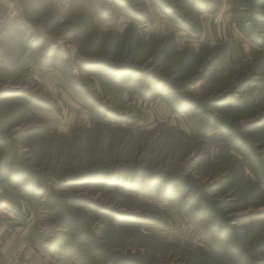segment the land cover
Instances as JSON below:
<instances>
[{
  "label": "rangeland",
  "instance_id": "obj_1",
  "mask_svg": "<svg viewBox=\"0 0 264 264\" xmlns=\"http://www.w3.org/2000/svg\"><path fill=\"white\" fill-rule=\"evenodd\" d=\"M145 1L159 10L155 16L159 33L155 28L149 29L154 34L147 33L149 25L138 27L152 22ZM166 1L186 19L192 18L196 34L174 23L158 0H83L73 10L45 7L30 14L48 38L41 58L47 50L55 52L58 62L45 66L57 74L43 84L28 73L6 88L0 79V167L6 172L0 178V210H6L0 213V264H29L27 251L40 264H54L55 256L70 264H114L126 258L132 262L128 264L135 260L200 264L205 253L213 254L211 247L218 246V254L228 249L220 227L210 230L215 221L200 215L212 211L226 222L233 216L264 211V127L239 130L264 115V60L260 61L264 42L257 45L237 25L248 20L243 12L252 8L253 0H238L244 4L235 5V14L236 0H229V19L220 11L209 17L217 6L197 14L182 10V0ZM259 11L264 13V7ZM207 27L210 35L196 40L194 36ZM260 31L264 38V23L250 30L259 35ZM155 35H172L177 44L176 49L172 42L165 45L166 55L157 65L153 57L163 42ZM213 44L222 50L221 64L182 96L203 105L246 85L239 93L242 105L206 109L239 130V137L219 136L214 125L193 111L179 113L178 98L169 91L188 81L184 77L191 74L189 70L195 69V79L201 74L197 69L202 61L188 69L176 66L178 58L185 56L179 51H198ZM243 44H250V49ZM231 52L232 59L239 57L237 63H227ZM92 62L98 66L83 69V64ZM104 64L150 70L168 85H157L159 89L151 92L146 79L138 77L133 89L119 88L112 75L111 79L102 76L107 74ZM97 171L142 172L145 177L134 182L125 177L114 186L89 184V177L99 178L90 175ZM139 186L145 189L136 191ZM192 193L198 195L192 199ZM81 199L97 207L82 204ZM114 210L120 213H109ZM129 214L143 219L132 222ZM233 221L228 224L238 228V220ZM245 222L239 239L244 242L243 258L264 257V218ZM73 243L80 253L66 250ZM16 257L18 263L12 261ZM235 259L225 256L219 261L246 264ZM260 260L262 264L264 259Z\"/></svg>",
  "mask_w": 264,
  "mask_h": 264
},
{
  "label": "trees",
  "instance_id": "obj_2",
  "mask_svg": "<svg viewBox=\"0 0 264 264\" xmlns=\"http://www.w3.org/2000/svg\"><path fill=\"white\" fill-rule=\"evenodd\" d=\"M182 2L185 4L184 8H181L182 10L188 9V10H191L193 12H196L197 14L202 13L203 11L212 12L211 9H214L217 6V3L213 2L212 0H182ZM233 2H232V4H233ZM158 3H160V5L162 4V5L166 6L165 11H167L168 15H170L172 17L174 23L186 28L189 31L194 32L195 34L197 33L196 32V26L192 22L191 17H190V19L189 18L186 19V15H184L183 13L180 14L177 11V9L174 6H171L170 4H168L169 2H167L166 0H158ZM236 4L241 5V4H244V2L242 1L241 3H239L238 0L235 1V3L233 4V14H235L234 11L237 8V6H235ZM252 4H253L252 8H249L248 11L243 12V15L249 16L248 20L247 19H245L244 21L241 20L242 23L240 21H237V25H238V27H239L238 29L240 31L245 32L244 33L245 37L249 38L251 41H253L257 45L261 46L262 43L264 42V38H261L263 36V34H262L263 32L260 31V35H259V33L251 34L250 30H251V28L256 27V26L258 27L260 24L264 23V13L259 11V9H263L264 1L263 0H253ZM239 11L241 13V9H239ZM155 38H157L160 42H163L161 44V47H162L161 50L158 52L157 55H155L153 57L155 64L157 65V64H161V61L163 60L164 55H166L168 48L165 45L169 42H172L171 45H175V49H176L177 44L175 43V38L172 35L169 37H164V38L155 35ZM220 49L221 48H219V49L216 48V46L210 47L208 45H202L198 51H193V50H189V49H182L179 51L180 54H182V53L185 54L184 57L181 56L178 58L180 63L177 62L176 66H179V69H182V68L188 69L190 67V65L201 62V61H202V65H203L201 69L200 68L197 69V71H200V73H201L199 75V77H197L196 79L194 78L197 76V74L195 73L196 72L195 69L189 70L191 72V74L184 77L185 78L184 81H187V80L188 81L185 82L184 85L181 84L180 85L181 88H179V90L169 88L170 94L172 96H175L176 98H178L177 100H178V105L180 108L179 113L183 114V113H187L188 111H193L197 117L201 116V118H205L207 121H209V123H210L209 125H214L213 126L215 128L214 131H216L219 134V136H222V137L227 135V134L231 135V133L232 134L235 133V135L237 137H239V130H241V131L250 130V129H256L257 131L262 130L264 127V115L257 118V119H254L251 122H247L246 124L240 126V129L237 131V129L230 127V125L228 123H226L224 120H221L216 115V112H215V114L213 112H208V111L206 112L207 108L210 109L209 107H213V108H215V110L216 109H222V110L227 109L228 110L232 106H235L236 103H238V102L240 103V94L239 93H241L240 90H242V88L244 86H246L244 84L239 83L240 85L238 86L236 91L234 90V91L229 92L227 94L217 96L216 98L211 99L209 101L207 100L208 102L206 101L203 105L202 104H195L191 99L188 100L187 98H185V96H182V93H186L190 87L196 85L197 83H199L201 81H204L207 77L211 76L215 72L217 66H219L221 64L222 59H223L220 56V52L222 51ZM177 50H179V49H177ZM53 55H55V52H53L52 50H47V52H45V57L43 56V58H42V64L49 65L50 63H57L58 59L55 58L56 56L53 57ZM63 55L65 56V54L60 53L59 56H63ZM177 55H179V54H177ZM262 60H264V57L260 58V61H262ZM94 65H96V67L98 66V64H94V62H92V63H88L87 65L83 64L82 67H83V69H84V67H87L88 69H92V67ZM105 66L104 67L107 70V74L102 72L103 75L100 73H99V75H102V76L107 77V78H109L108 76L112 75L113 76L112 79L111 78H109V79H111V81L115 83L116 87H119V88L133 89V87L138 84V82H136V78H138V77H140V79H142L143 77L146 79L147 82L145 85L150 86L151 92H152V90L154 91V90L159 89L158 88L159 86H157V85L165 84V87H167V85H168V83L166 82L165 79L162 80V78L156 76L154 74V72H151L150 70L143 71V70H136V69L134 70V69L128 68V67H126V68H111V67H108L107 65H105ZM196 68H198V67H196ZM89 73L97 74L94 70H90ZM253 74H256V73H253ZM181 80L183 81V78ZM143 89L144 88L142 86V90ZM144 90L147 91V89H144ZM171 101H173V100H171ZM239 103H238V105H242ZM184 105H186V106H184ZM116 121H120V120H116ZM235 143H236V141L234 139H231V144L234 145ZM5 158H7V156ZM0 171H1L0 172V178H1L3 175L6 174L5 168H3L1 166ZM95 174L100 175L99 178H94V177L90 178L89 177V180H90L89 184H91V183H107L104 185L114 186V185H116V182H117L116 180L125 179V177L127 179H131V181H133V182L134 181H141V179H144V177H145L144 173H142V172H133L131 174H127V173L122 174L121 173V175H120V173H117L116 171H111V172L97 171V172L92 173L90 175L95 176ZM79 177H82V176L79 175ZM14 179H16V177H14ZM222 182L223 181L218 182L216 184V186L213 188V190L211 191L214 193L213 195H217L216 193L218 190H216V189L218 186L220 187L222 185ZM97 185H101V184H97ZM122 187L124 188V186H122ZM135 188L137 189L136 191H142L143 189H145L144 186L143 187L139 186V187H135ZM187 188H188V186H187ZM181 189L182 188H180L178 190H181ZM186 189H184V190H186ZM209 189H212V188H209ZM150 191H151V193H153L152 190H150ZM218 194H219V192H218ZM261 194H262V192H261ZM165 195H167V192L165 194H163L162 197L164 198ZM192 195H190V197L193 199L198 194L192 193ZM80 201H81L80 203H82V204L86 203L85 205L90 206L92 208L97 207L93 202L87 203L85 200H82V199ZM223 204H225V203H223ZM205 205H207V204H205ZM207 207H208V205H207ZM98 208H100V207H98ZM240 210L242 211V210H244V208H240ZM111 212L114 214L120 213L119 211H115V210L110 211L109 213H111ZM204 212H206V211H204ZM122 215H125V214H122ZM129 215L128 216L131 217L132 222H134L133 221L134 219H138V220L143 219L142 217L134 215V214H129ZM200 216H207L210 221H215V224L214 223L210 224L209 228H210V230H214V229L216 230L218 227H220V229L222 230L221 236H225V238L227 239L226 246L228 248L227 253L218 254L216 252V250L220 252V250L218 249V246H213V248L211 247L212 253L214 255L213 254L208 255L205 253L204 256L206 259L203 261H200V264H223L220 261H221V258H224L225 256L230 257V258L236 257V259H235L236 263H246V264H256L257 263V264H261L260 259H264L263 256L261 258H256V259H251V260H245V258H243V256H245V253H244L245 248L242 247L244 245V242L242 239H241V241H239V239L242 236L241 235L242 233L240 230L242 229L241 228L242 225H244L243 223L245 221L248 222L249 220H253L254 218H264V211L263 212L251 211L247 215L242 214L239 216H233V217L229 218V220L226 222H224L222 220V218H219L217 213L212 212V211L208 215L204 214V215H200ZM233 220H238L237 221L238 225H236L238 228H234V227L232 228V226H230V224H228L230 221L234 222ZM77 239L80 240V237L76 236V240ZM215 241H216V239H215ZM216 245H221V244L217 243ZM214 247H215V249H214ZM72 248L75 249V250H73L74 252L80 253V250L77 249V243H73L71 245V248H70V246H67L66 250L72 249ZM216 254L221 256V257L219 256L220 261H219V259L216 258V256H217ZM149 257H151V256H149ZM130 261L131 260L129 258H126V259L118 261V262L116 261L114 264L132 263ZM134 262H135V264H143V262L140 260H135ZM230 264H234V263H230ZM262 264H264V262Z\"/></svg>",
  "mask_w": 264,
  "mask_h": 264
},
{
  "label": "crops",
  "instance_id": "obj_3",
  "mask_svg": "<svg viewBox=\"0 0 264 264\" xmlns=\"http://www.w3.org/2000/svg\"><path fill=\"white\" fill-rule=\"evenodd\" d=\"M80 1L82 2L83 0H0V79L3 83L2 88L8 86L12 87L11 81H15V79L19 77L22 79L28 73L33 75L35 80L39 81V83L43 84L48 82L49 76L57 74L55 70L42 64L41 57L46 49L45 45L48 38L45 37L40 22L31 20L30 14L42 12L45 10V7L73 10L72 7L78 6ZM145 3L146 7L149 9L152 22L151 24L146 23L138 25V27L143 29L149 25L147 33L154 34V31L159 33V30L156 28L161 27V25H159V23L156 24L155 17L159 10L157 6H154L151 2L145 1ZM86 4H88L87 1ZM228 4L229 0H219L216 10L212 12L213 14L209 17H216V13L220 11V13L226 12V17L229 19L228 14L230 8ZM213 26L215 27V24H213ZM154 28V31L149 30ZM170 30L174 31L173 28H170ZM210 31L211 29L207 27V30L202 31L201 35L198 37L194 36V38L196 40H201L202 37L210 35ZM36 38L39 40L35 41ZM205 41H207V38ZM200 43L205 42L201 41ZM243 45L245 46L244 49H248L250 46V44L249 46H247V44ZM227 56L226 61L227 63L229 62V64L232 61L237 63L240 60L237 55L232 59V52ZM48 71H51V73H47ZM46 73L48 75H46ZM62 88L64 89V87ZM1 206L8 207L7 204H2ZM2 211L6 210L2 208L0 213H2ZM25 257L29 260V264H40V260H36L37 257L30 251L25 253ZM55 257L56 261L54 264H70L64 257Z\"/></svg>",
  "mask_w": 264,
  "mask_h": 264
},
{
  "label": "built area",
  "instance_id": "obj_4",
  "mask_svg": "<svg viewBox=\"0 0 264 264\" xmlns=\"http://www.w3.org/2000/svg\"><path fill=\"white\" fill-rule=\"evenodd\" d=\"M9 231L11 232V230H9ZM12 261L18 263L19 262V257L14 258Z\"/></svg>",
  "mask_w": 264,
  "mask_h": 264
},
{
  "label": "bare ground",
  "instance_id": "obj_5",
  "mask_svg": "<svg viewBox=\"0 0 264 264\" xmlns=\"http://www.w3.org/2000/svg\"><path fill=\"white\" fill-rule=\"evenodd\" d=\"M2 212H5V211H2Z\"/></svg>",
  "mask_w": 264,
  "mask_h": 264
}]
</instances>
